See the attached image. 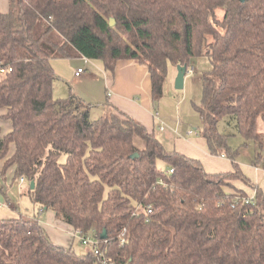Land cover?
<instances>
[{
  "label": "trees",
  "instance_id": "1",
  "mask_svg": "<svg viewBox=\"0 0 264 264\" xmlns=\"http://www.w3.org/2000/svg\"><path fill=\"white\" fill-rule=\"evenodd\" d=\"M76 57L99 61L110 74L121 60L145 67L153 104L169 65L188 69L193 58H207L194 106L199 136L232 170L207 173L108 101L92 119L91 105L72 92L55 99L51 62ZM1 70L0 121L11 124L6 134L0 128L7 204L2 184L12 171L39 211L96 239L108 264H264V197L228 143L235 134L241 147L252 142L251 164L264 169V0H8L0 12ZM221 121L235 134L221 133ZM95 263L102 264L92 251L79 256L53 244L36 219H0V264Z\"/></svg>",
  "mask_w": 264,
  "mask_h": 264
},
{
  "label": "crops",
  "instance_id": "2",
  "mask_svg": "<svg viewBox=\"0 0 264 264\" xmlns=\"http://www.w3.org/2000/svg\"><path fill=\"white\" fill-rule=\"evenodd\" d=\"M0 12H8V0H0ZM83 61L84 62H81V64H76V71L80 69L82 70V73L79 76H75V71L73 75L74 79L79 80L86 85L98 83L99 88L97 91L100 92L102 89V91L104 90V92H106L105 101H108L109 104L116 107L122 113L140 122L149 133L154 134L155 130H159L156 125L157 120L153 118V111L150 110L151 107H153V102L151 100V84L150 77L145 67L130 60H121L117 62L114 73L110 74L104 70L103 65L99 61H90L85 58ZM53 62L54 60L51 63ZM79 65L82 67L84 66V69H81ZM76 96L90 103L94 98L93 95L87 96L84 93H77ZM99 96L100 95H97L98 99L96 101L100 102L99 106H102L103 102H105L103 101L104 95L102 98ZM105 111H107V108ZM3 113V111L0 112V116L3 115ZM0 128L2 134H6L11 130V124L8 121H0ZM164 130H159L158 132L162 133ZM174 130H171L173 135L176 136L173 145L174 149L172 151L199 160L204 170L210 174L229 172L232 170L231 162L227 158L224 156H212L209 153L206 142L203 138L200 136L192 137V134L187 135L188 131L179 132L178 129V133L176 134ZM233 137L234 138L229 139L228 143L231 148L239 149L237 163L239 164L242 173L251 183L260 188L264 197V169L253 167L251 164L255 154L253 143L249 141L245 147H241L244 140L239 135L237 136L238 138L236 136ZM133 143L138 149L144 147V143L137 137L134 138ZM162 143L165 145L164 142ZM164 145L163 147L168 150ZM233 185L238 189H243L249 196H252L254 193L251 189L246 188L238 181L233 182ZM2 186L6 191V182L2 184ZM0 195L5 202L3 195L1 193ZM6 207H9L12 210L14 209V206L10 204V202L8 204L5 202V205H0V209H5ZM44 213H47L49 216H45V218L41 220L39 219L38 222L49 239L51 236V238L55 239V241H50L55 245L69 248L68 240L70 237H75L74 231L62 222L56 220L52 212L47 211ZM4 216H6L5 212L0 210V219L17 217L12 216L4 218Z\"/></svg>",
  "mask_w": 264,
  "mask_h": 264
},
{
  "label": "rangeland",
  "instance_id": "3",
  "mask_svg": "<svg viewBox=\"0 0 264 264\" xmlns=\"http://www.w3.org/2000/svg\"><path fill=\"white\" fill-rule=\"evenodd\" d=\"M83 60L84 58L79 57L54 60L52 65L55 67L53 69L56 74V80L53 83V95L55 99L66 98L71 92L74 93V95L77 93H84L87 96L93 95L94 98L91 100V103L84 101L91 105V118L97 119L106 112V108L99 106L100 102L96 101L98 99L97 95H100V98L104 95L103 101H105L106 92H104V90L102 91V89L100 92L97 91L99 88L98 83L86 85L74 79L73 75L77 69L76 64H81V62H84ZM80 68L84 69V66H80ZM209 69L210 63L207 58H193L188 65L187 70L190 72H187L185 75L183 89L176 90L174 88V80L177 74L176 67L171 65L168 66L163 85L162 98L154 103L153 107L150 109L153 111V114L155 112L159 114L161 122L156 121L157 129L159 125H163L165 129L162 133L158 132L159 130H155L154 135L162 145H164L162 142L165 143L164 146L168 150L172 151L174 149L173 145L176 136L173 135L172 129L174 130L177 128L179 132L191 131L192 137L199 136V132L202 129V121L199 114L194 109V106H198L202 99L200 76ZM219 131L223 134H235L233 130L224 126L223 121L219 123ZM258 132L264 134V125L261 120L258 121ZM233 136L237 137L238 135L235 134ZM233 136L229 139L234 138ZM63 161L64 156H61L59 162L62 163ZM1 164L2 163H0V166ZM157 168L161 171H169L168 166L162 161L157 162ZM27 188L28 183L18 185V181L12 182V171L6 173V195L10 204L14 206V209H10V206L5 209H0L6 214L4 218L21 215L22 217L39 221V219L41 220L44 219L45 216H49L47 213L39 212L37 207L33 205L27 195ZM0 198V205H5L1 195ZM51 237L50 240L55 241V239ZM68 243V247L79 256H84L91 251V247L83 245L79 237H70Z\"/></svg>",
  "mask_w": 264,
  "mask_h": 264
},
{
  "label": "built area",
  "instance_id": "4",
  "mask_svg": "<svg viewBox=\"0 0 264 264\" xmlns=\"http://www.w3.org/2000/svg\"><path fill=\"white\" fill-rule=\"evenodd\" d=\"M187 72H190V71H189V70H186V73H187ZM0 73H3V70H1ZM81 73H82V70L79 69V70L76 71L75 76H79ZM153 118H154L155 120L161 122L158 113L155 112V113L153 114ZM158 129H159L160 131H163V130H164V126H163V125H159ZM174 132L177 134V133H178L177 129H175ZM191 134H192L191 131H188V132H187V135H191ZM170 173H172V170L167 171V174H170ZM22 184H24V178H21V179L18 181V185H22ZM250 200H253V195L250 196V197L247 199V202L250 201ZM74 236L79 237V239L81 240V243H82L83 245H85V246H90V247H91V251L93 252V254H94L95 256H97L98 258H100V262H101L102 264H108V261H107L106 259L102 258V253H101V250L99 249V243H98V241H97L96 239H93V238H91V237H83V236H81L78 232H74ZM123 242H124V240L121 239V240H120V245H122Z\"/></svg>",
  "mask_w": 264,
  "mask_h": 264
},
{
  "label": "water",
  "instance_id": "5",
  "mask_svg": "<svg viewBox=\"0 0 264 264\" xmlns=\"http://www.w3.org/2000/svg\"><path fill=\"white\" fill-rule=\"evenodd\" d=\"M243 1V0H242ZM110 26H113L114 25V21L111 19L110 22H109ZM186 66H177L176 67V77H175V80H174V88L176 90H182L183 87H184V78H185V75H186ZM137 157V154H134L131 156V158H136ZM30 186V190H33L34 189V182H30L29 184ZM106 238V233L103 232L100 236V239H105Z\"/></svg>",
  "mask_w": 264,
  "mask_h": 264
}]
</instances>
